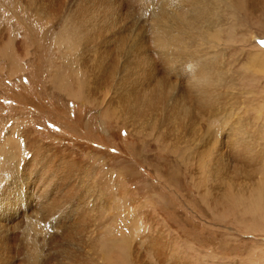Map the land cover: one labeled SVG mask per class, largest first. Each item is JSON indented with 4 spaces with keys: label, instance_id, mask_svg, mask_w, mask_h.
Wrapping results in <instances>:
<instances>
[{
    "label": "rangeland",
    "instance_id": "obj_1",
    "mask_svg": "<svg viewBox=\"0 0 264 264\" xmlns=\"http://www.w3.org/2000/svg\"><path fill=\"white\" fill-rule=\"evenodd\" d=\"M32 1L45 15L58 9L65 22L81 5V0ZM108 1L116 5L119 2L123 4V11L131 9L130 12L140 15L139 0ZM178 4L179 0H170L167 19L174 17ZM226 4L223 1L220 8L224 19L220 27L223 49L220 65L228 69L227 79L233 77L236 84L228 87L234 89L232 99L222 103L228 112L231 109V121L245 122L250 129V123L260 127L264 140V45L261 43L264 41V0H231L230 6ZM0 13L8 28L21 31L22 36L30 34L23 26L26 17L12 10L9 0H0ZM141 25L125 22L122 30L129 31L122 35V43L114 42L116 31L113 30L104 31L101 37L89 35V43L79 48V52L85 58L96 59L97 51L106 40L110 57L114 61L119 58L117 73L125 74L135 53V31L141 28L136 26ZM147 25L146 20L142 28L148 45ZM86 26L90 32L97 33L95 22L88 21ZM171 26L174 24H168ZM114 38L119 37L115 35ZM42 39L35 34L34 40L40 42ZM43 44L38 47V57L26 55L12 65L0 59V150L5 148V153L17 155V159L12 160L14 175L8 190L16 196L12 207L17 213V225L5 224L0 229L1 238L6 239L9 229L14 228L10 234L15 239L10 241L12 259L9 264H19L22 259V234L27 233L28 222L36 216L33 211L38 197L36 171L39 163L34 166L35 170L30 166L26 171L24 165L37 154L40 145L44 160L50 159L53 153L50 151H61L59 157L72 155L71 158L83 166V172H78L77 166H68L70 177L63 178L65 181L57 191L60 194L48 195L52 200L48 198L47 202L54 203L53 215L50 217L46 211L39 210L41 220L36 229L42 236L35 244L40 250L39 264H65L69 252L88 264H264V200L255 208L251 205L255 197H248L251 193L242 194L234 197L228 207L217 196L218 192L202 193L204 187L198 185L203 182L209 186L216 181L199 172L201 163L207 161L210 167L218 170L219 159L214 155L227 151L225 133L237 124L230 122V127L223 130L222 115L215 119L196 113L191 117L173 115L166 118V124L160 126V134L164 132L165 136H160L158 129L148 130L145 125L147 130H134L125 126L122 115H115L116 120L104 117V110L84 99L76 92L75 85L69 90L59 88L64 70L57 65L59 60L51 61L54 54L49 47L50 40H44ZM2 61L5 64L2 65ZM96 95L99 99L104 97L102 92ZM109 95L101 102L102 107L109 103ZM154 115L150 116L151 122H142L156 121L155 126L164 120L163 115L156 112ZM13 131L14 136L11 135ZM23 131L37 142L36 147L26 148L25 156H21L16 138ZM161 137L166 141L162 142ZM261 148L263 160L255 163L261 165L262 173L256 175L257 179L264 176L263 144ZM1 153L0 162L4 160ZM205 154L212 156L205 160ZM62 160L55 161L56 168ZM223 173L216 174L217 183L225 175ZM237 176L239 182L244 174L239 172ZM68 186L74 188L75 193L81 192L74 197L77 200L64 199ZM223 186L226 185L221 183L220 187ZM2 193L0 189V213L7 199ZM25 203H30L29 207Z\"/></svg>",
    "mask_w": 264,
    "mask_h": 264
},
{
    "label": "bare ground",
    "instance_id": "obj_2",
    "mask_svg": "<svg viewBox=\"0 0 264 264\" xmlns=\"http://www.w3.org/2000/svg\"><path fill=\"white\" fill-rule=\"evenodd\" d=\"M223 1L225 4L231 5V0H212L210 3L205 0H179L178 10L174 17L167 19L170 11V5H168L170 0H139L141 4L139 16L130 12L131 9L126 10V12L123 11V4L119 2L116 5L108 0H81V5L69 15L67 22H65L58 9H52L48 15H45L36 9L37 4L35 5L32 0H9L12 10L20 11L26 17V21L23 20L25 22L23 26H25L27 32L30 31V34L22 36L21 31L13 27L8 28L5 17L0 13V59L12 65L14 61H18L23 56H39L38 49L40 48L38 47L45 45L43 44L44 40H47V42L50 40L49 47L52 48L51 52L54 54L51 61L59 60L57 65L63 68L64 72L62 73L65 74L60 77L58 87L61 89L68 88L69 90L75 85L78 88L76 92L84 99L89 103H94L97 108L104 110V117L115 118L116 120L115 115H122L124 119L126 118V120L122 119L125 126L134 128V130L146 129L147 127L150 131L158 129V134H160V126L166 124V118L173 115L191 117L199 113L206 116L211 115L215 119L222 115L224 118L221 120L223 130L230 127V122L233 125L237 124V126L233 127L231 125L233 130L229 129L225 133V136L227 134L225 137L227 151L224 154L218 151L214 155L219 159V165L216 166L218 170H215L214 166V168L210 167L207 161L201 163L202 167H200L199 172L206 176L210 175L216 181L209 186L203 182H198V185L204 187L202 193L218 192L217 196L228 204V207L234 197L251 193L248 197H255L254 203H251V205L259 208V202L264 200V176H261L260 179L256 178V175L262 173L260 170L262 167L261 165L256 166L255 162L260 163L261 159L263 160V155L261 156V145H264V140L261 137L262 131L260 127L251 125V123L248 125L252 129L245 122L239 124L240 121H231L229 117L231 116V109L228 112L222 103V101L232 99L234 89L228 87H233L236 84L235 81H232L233 77L227 79L226 70L228 69L220 65V63H223L220 55L223 51L222 29L220 28L221 23L224 21L220 13ZM59 5L60 3H56V6ZM182 6H184L183 9H181ZM132 8H134L133 5ZM18 17L20 18L21 15ZM146 20L148 21L149 31L148 45L144 40L143 33L145 35L146 33L142 28ZM88 21L95 22L98 26L97 33L90 32L87 26L85 27V23ZM125 22H129L132 26L136 25L137 22L142 23L141 26H136L141 27L135 31L137 32L138 45H133L135 53L132 55V62L128 65L125 74L117 73L119 58L114 61L110 57L109 50L105 46L106 40H103L101 48L97 51L96 59L85 58L79 52V48H84L89 43V35L96 34L97 37H101L104 31H116L113 35L114 42L122 43V35L128 30L127 28L122 30ZM170 23L174 26L168 27ZM169 28H172L171 31H168ZM35 34H39L44 39L40 42L34 40ZM115 35L119 38L115 39ZM133 35L135 34L133 33ZM180 56L184 58V61ZM3 64L5 63L2 61ZM101 92L104 97L99 99L96 94L99 95ZM108 92L110 93L109 103L102 107L101 102L108 96ZM154 112L163 115L164 120L157 122L155 126L153 125L156 121L149 124L142 122L143 120L150 121V116H153ZM26 133V131H23L22 135L16 136L19 141L21 156H25V153H27L26 148L37 146L36 140L30 139L29 135H25ZM12 134L14 136L15 131ZM162 135H164V132L160 134V136ZM164 140L161 137V141ZM41 148L43 147L40 145L37 154L35 153L30 159H27L24 165L26 171L30 166L31 170H35L34 166L39 163V169L36 171L39 186L33 211L36 216L28 224L26 222V228L30 229L33 235H30L28 229V234L26 233L28 236L22 234V244L24 246L21 251L23 256L19 264H39L40 250H37L35 245L39 237L42 236L41 231L39 232L36 229L41 220L39 210L46 211L50 217L53 215L54 203L53 201L51 203L47 202L48 198L52 200V197L48 195H52V193L60 194L57 192L61 187L60 185L70 177L67 174L68 166L73 168L77 166V171L83 172V166L72 159V155L68 156L65 152H62L66 157H59L61 151H50L49 149L53 153H51L50 159L46 161L47 159L44 160L41 156L44 153H41ZM2 149L0 153L2 152L1 154L4 155V160L2 159L0 162V189L3 191V198L7 199L3 202V213H0V229L5 224L17 225V213L12 207L16 196H12L8 192L11 178L14 175L12 160L17 159V155L9 151L6 154L4 152L5 148ZM189 155L187 157H190ZM211 156L205 154L203 159L208 160ZM58 158L63 160L62 163L58 161L61 164L58 163L59 167L56 168L55 161L57 162ZM215 164H217V160H215ZM237 164H239V167ZM222 171L225 175L220 179V183H217L216 174ZM239 172H242L244 177L238 182L237 174ZM64 177L65 180H63ZM84 178L83 181L86 180ZM221 183L226 186L220 187ZM75 191L74 188L68 186L67 193H64V199L77 200L74 197L81 194V192L75 193ZM24 205L29 207L30 203ZM33 213L31 212L29 216ZM13 229H9L10 234ZM10 234L6 236V239L1 238L3 236L0 235V264L11 262L12 246L10 241H13L15 236L11 235L10 237ZM124 246L127 249V243ZM67 254V264L89 263L80 260L77 254L72 252Z\"/></svg>",
    "mask_w": 264,
    "mask_h": 264
},
{
    "label": "snow or ice",
    "instance_id": "obj_3",
    "mask_svg": "<svg viewBox=\"0 0 264 264\" xmlns=\"http://www.w3.org/2000/svg\"><path fill=\"white\" fill-rule=\"evenodd\" d=\"M261 43H262V45H264V41H262Z\"/></svg>",
    "mask_w": 264,
    "mask_h": 264
}]
</instances>
